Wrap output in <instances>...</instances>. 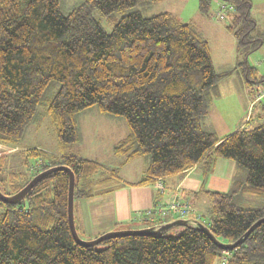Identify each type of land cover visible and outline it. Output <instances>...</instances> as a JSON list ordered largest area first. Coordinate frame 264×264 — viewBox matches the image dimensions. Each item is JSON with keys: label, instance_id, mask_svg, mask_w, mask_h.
<instances>
[{"label": "trees", "instance_id": "obj_1", "mask_svg": "<svg viewBox=\"0 0 264 264\" xmlns=\"http://www.w3.org/2000/svg\"><path fill=\"white\" fill-rule=\"evenodd\" d=\"M156 1L82 0L62 14L59 0H0V143L17 147L31 124L49 116L56 152H26L42 161L41 171L59 165L72 169L74 201L94 195L104 182L95 178L96 161L70 153L81 138L77 116L93 107L126 122L127 135L113 147L115 157L122 158L119 168L148 157L133 185L195 166L205 178L219 160L232 161L236 172L227 192H206L204 222L218 240L231 243L264 218V106L261 120L252 126L247 121L222 139L205 122L221 81L240 75L253 99L255 85H264V75L258 79L248 62L264 44V31L251 17L250 0H216L232 7L227 29L237 55L235 66L216 71L207 40L190 23L169 12L144 16L135 10ZM209 4L200 0V10L206 12ZM123 10L132 11L110 33L93 17L94 11ZM51 87L55 91L49 95ZM19 172L1 180L2 193L17 192L34 176ZM67 195L68 175L56 171L18 204L0 201V264H264V222L232 250L182 226L80 246L68 227ZM124 229L132 227L114 226Z\"/></svg>", "mask_w": 264, "mask_h": 264}, {"label": "rangeland", "instance_id": "obj_2", "mask_svg": "<svg viewBox=\"0 0 264 264\" xmlns=\"http://www.w3.org/2000/svg\"><path fill=\"white\" fill-rule=\"evenodd\" d=\"M81 1L82 0H59L61 13L68 14L71 9ZM250 3L251 17L256 22L257 30L262 32L264 31V0H250ZM199 4L200 0H160L149 4H139L135 7V10L141 11L144 16L169 12L183 23H190L207 40L210 46L212 62L216 71H221L227 67L235 66L237 61L236 41L233 34L227 29V25L230 23V20H228V17L226 19L219 20L218 14L220 7L218 1L210 0L209 9L206 12L200 10ZM130 11L132 10L116 11L109 15H102L98 11H94L93 17L100 24L103 31L110 33L115 23H117L122 16L126 15ZM248 62L250 65L257 68L256 77L260 79L264 75V44L252 52L248 58ZM53 86H55L54 89L56 90L58 88V83L53 82L52 87ZM255 86H261V84ZM52 87L48 92L49 95H52L55 91H52ZM245 90L248 92L247 89ZM228 91H230V89L228 90V81L225 79L219 83L218 91L221 95L219 104H223L222 106L225 109L220 108L215 111L214 109H211V114L213 111L214 113L209 117L211 119L214 115H217L218 112H220L222 122H216V125L218 126L213 128L218 137L228 135V131L230 129H232L231 132L237 130L241 125H245L246 121L251 117L253 120L257 112V106H248L245 110L237 108L236 106L238 105H236V102L234 105V99L231 98V95L228 96ZM252 95L253 91L248 94L249 97H252ZM257 105L260 107L264 106L262 103H258ZM227 110L231 112H228ZM40 111L41 108L39 109V112ZM232 112H234V116L231 118V123H228V117L230 118ZM91 113L100 115L97 112V109L93 107L92 109H88L77 116L79 127H81L82 131H84L85 137L83 139V143H80L79 146H74L72 150L70 149V153H73L72 155L80 158L85 157V159L88 158L94 160L100 165V172L95 178L104 180V182L98 183L96 187H108L116 184L122 179H136V177L142 173L141 170L147 167L149 162L148 157L144 156L142 158L135 159L130 163L129 173L122 175L120 174L119 168L122 158L115 157L113 154V147L117 145L120 140L124 139L127 134V125L125 120L121 117L108 118L104 115L101 116L105 119L94 120ZM86 116L92 120H89L90 122L85 121ZM86 123L87 126H85ZM120 124H122V126H119ZM241 128L244 127H240L239 129ZM56 146L54 124L52 123L50 117L45 115L42 117L40 123H34L28 127L22 142L17 145V147L12 149V153L5 157L3 169L0 170V185L1 180H4L10 172L21 171L28 176H32L41 171L43 165L42 161L41 166L37 171L32 170L33 166L36 164V160L38 159L29 156L26 152L27 149L39 147L55 153L57 150ZM24 153L27 155L26 158L28 159L24 170L21 167L18 169L16 165H13L14 170L11 171L7 164V159L9 157H13L21 161ZM212 172L208 174V178L212 176ZM235 172L236 169L234 170V174ZM225 174L227 175V173ZM226 175H219L215 173V181H217L215 191L227 192L226 189L223 188L222 184V179H224ZM204 216L207 219V212H205ZM176 218L181 217L178 215ZM201 221L205 222L204 219H201ZM80 236L82 239L87 240L86 236L82 234H80Z\"/></svg>", "mask_w": 264, "mask_h": 264}, {"label": "crops", "instance_id": "obj_3", "mask_svg": "<svg viewBox=\"0 0 264 264\" xmlns=\"http://www.w3.org/2000/svg\"><path fill=\"white\" fill-rule=\"evenodd\" d=\"M226 81H228V90L230 89V91H228V96L231 95V98L234 99V105L236 102V105H238L236 107L243 110H245L248 106L251 107L253 95L252 97L248 96L250 91L244 83L243 78L240 75L234 74L227 78ZM245 89H247L248 92H246ZM220 99V94L213 99L209 116L205 122V125L213 131V128L218 126L216 125V122H222L220 118V112H218L217 115H214L211 119L209 117L213 115L216 109H225L222 106L223 104H219ZM255 106H257L256 116L253 120L252 117L249 118L250 120H247L249 121V126H252L255 122L261 120L263 115L261 107L259 105ZM211 109H214L212 114ZM91 115L94 120L105 119L98 114L91 113ZM233 116L234 112H232L230 118L228 117V123H231V118H233ZM89 120L92 119L86 116L85 121L90 122ZM245 125H241L240 127H245ZM85 126H87V123ZM119 126H122V124ZM79 129L81 134L80 141L73 145L70 148L71 150L74 146H79L80 143H83L85 133L82 131L81 127H79ZM231 130L232 129L228 131V135L234 132H231ZM214 132L216 133V131ZM226 136L227 135L219 137L222 139ZM14 148L15 147L0 143V167H3V164L5 163V157L12 153V149ZM36 149L46 150L39 147ZM26 156L27 155L24 153L23 159L21 161L16 158L9 157L7 159V164L10 170H14L13 165H16L18 169L21 167L24 170L25 164L28 160ZM82 158L85 159V157ZM131 162H128L122 168H120V174L125 175L129 173V166L131 165ZM235 169V164L232 161L219 160L216 163V166L212 172L213 174L210 176V178H203L200 169L198 166H195L183 173L169 175L160 179L159 181L163 185L162 190L157 188L156 182L146 186L133 185L139 180L142 173H140L138 175L139 177L137 176L136 179H122L114 185L98 188V192H96L94 195L87 198H79L75 200L76 202L74 201V221L76 230L79 234L86 236L87 240H90L105 232L114 230V226L117 224L130 226L132 229H138L144 228L145 226L168 222L176 218L177 215L172 212L162 210V208H166L173 201H178L180 203L189 205L191 210L189 217L199 218L200 220L204 219L206 221L207 219L205 218L204 214L207 212L210 203L206 192L216 190L217 181H215V173L219 175H226L225 173H227L225 178L222 179L223 188L227 191ZM143 170H141V172H143ZM5 184L7 185L6 182ZM149 210H151L152 213L151 215L147 216L146 212Z\"/></svg>", "mask_w": 264, "mask_h": 264}, {"label": "water", "instance_id": "obj_4", "mask_svg": "<svg viewBox=\"0 0 264 264\" xmlns=\"http://www.w3.org/2000/svg\"><path fill=\"white\" fill-rule=\"evenodd\" d=\"M56 171H63L68 175V195H67L68 227L75 243L83 247H93L98 245L100 242L104 240L126 237V236H151V235L164 234L170 229L182 226L191 230L204 233L209 238V240L218 248L232 250L243 244L246 238L255 230V228L264 222V218L260 219L252 226H250V228L240 238H238L236 241L231 243H224L218 240L214 236V234L210 231V229L206 224L201 222L199 219L193 217L176 218V219H172L171 221L164 222L162 224H155L152 226L138 228V229L112 230L105 232L93 239L84 240L79 236L74 221L75 175L71 168L64 165L53 166L39 172L38 174L33 176L20 190H18L13 194H9V195L4 194L0 190V201L7 204H13V205L18 204L19 202L23 201L26 198L27 193L38 182L44 179L47 175Z\"/></svg>", "mask_w": 264, "mask_h": 264}, {"label": "built area", "instance_id": "obj_5", "mask_svg": "<svg viewBox=\"0 0 264 264\" xmlns=\"http://www.w3.org/2000/svg\"><path fill=\"white\" fill-rule=\"evenodd\" d=\"M219 7H220L219 14H218L219 19L226 18V15L232 11V7L229 6L228 4L219 2ZM255 91L256 93L254 95L253 103L264 102V85L257 86ZM40 166H41V160L38 159L36 160V164L33 166L32 170L37 171L40 168ZM156 185H157V188H159L160 190L163 189V185L159 180H156ZM162 210L169 211V212L172 211V213L174 212V214H176L177 216L179 215V217H187L190 215V212H191L189 205L180 203L178 201H173L166 208H162ZM151 213L152 211L149 210L146 212V215L149 216L151 215Z\"/></svg>", "mask_w": 264, "mask_h": 264}]
</instances>
